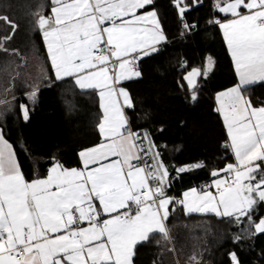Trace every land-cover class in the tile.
<instances>
[{"label": "snow or ice", "instance_id": "snow-or-ice-1", "mask_svg": "<svg viewBox=\"0 0 264 264\" xmlns=\"http://www.w3.org/2000/svg\"><path fill=\"white\" fill-rule=\"evenodd\" d=\"M153 2L50 0L51 13L36 14L33 24L56 78L73 77L81 90L98 91L102 141L79 153L81 169L57 162L46 177L29 182L12 146L0 136V264H133L136 246L150 235L170 238V204L182 206L186 215L214 213L237 224L246 218L253 234L264 233V216L257 221L253 215L264 204V103L254 107L244 94L248 86L264 81V0H217L216 9L231 18L214 23L239 78L237 86L217 96L229 138L225 148L234 162L213 170L217 179L199 191L183 192L182 199L168 195V169L150 140L144 146L147 134L141 138L127 126L124 108L132 107L131 98L117 87L139 77L136 62L166 40L156 11L147 10ZM174 6L183 20L188 6L184 0H175ZM0 19L14 34L16 25L8 17ZM9 39H0V50L7 51L3 44ZM212 64L209 57L203 74ZM200 75L201 69L193 68L184 77L193 100ZM21 108L27 119V108ZM150 153L151 164L145 160ZM230 259L239 264L235 253Z\"/></svg>", "mask_w": 264, "mask_h": 264}, {"label": "trees", "instance_id": "trees-1", "mask_svg": "<svg viewBox=\"0 0 264 264\" xmlns=\"http://www.w3.org/2000/svg\"><path fill=\"white\" fill-rule=\"evenodd\" d=\"M184 3L188 10L182 20L175 0H154L148 9L157 11L166 41L143 57L139 77L123 83L132 102L127 107L131 125L141 138L147 134L146 147L149 140L155 145L153 153L159 152L169 172L168 194L178 195L212 179L213 170L233 163L232 153L223 146L227 130L217 111V95L237 84L222 30L214 23L226 18L216 9V0ZM51 7L50 0H0V17L16 25L13 34L12 27L0 19V39L11 36L3 44L7 51L0 50V128L27 177L44 176L55 162L78 166L79 153L101 140L98 93L81 90L71 78L57 80L42 34L34 27L36 14L47 16ZM209 55L215 66L205 76ZM192 68L201 69L196 100L184 79ZM33 91L35 97L30 99ZM245 96L253 106H261L264 84L247 87ZM21 105L29 112L27 122ZM201 162V168L177 172ZM173 208L166 221L172 239L150 235L136 246L133 264H180L178 258L182 264H232L230 253L236 254L239 264H264V233L253 234L246 218L237 224L215 214L186 215L178 204ZM263 214L260 205L254 219L258 221Z\"/></svg>", "mask_w": 264, "mask_h": 264}, {"label": "crops", "instance_id": "crops-1", "mask_svg": "<svg viewBox=\"0 0 264 264\" xmlns=\"http://www.w3.org/2000/svg\"><path fill=\"white\" fill-rule=\"evenodd\" d=\"M147 10H152V9H147ZM141 11H143V10H141ZM156 11V10H155ZM156 13H157V11H156ZM223 15H225L224 13H222ZM226 16V15H225ZM157 18H158V20H159V25H160V28L162 29V27H161V22H160V18H159V15H158V13H157ZM226 18H231L230 16H227ZM226 18H224V19H220L221 21H224ZM163 31V30H162ZM223 33V32H222ZM163 34H164V32H163ZM164 36H165V34H164ZM224 37V36H223ZM166 40H164V41H162L161 42V44H163L164 42H165ZM226 42V41H225ZM160 44V45H161ZM227 44V43H226ZM159 46V45H158ZM230 53V52H229ZM231 55V54H230ZM232 58V57H231ZM233 61V60H232ZM233 65H234V62H233ZM214 66H215V61H214V65H213V68H211V73H212V71L214 70ZM235 68V67H234ZM236 72V71H235ZM210 73V72H209ZM208 73V74H209ZM210 73V74H211ZM209 74V75H210ZM208 75V76H209ZM236 75H237V73H236ZM206 76V75H205ZM199 77V76H198ZM198 77H197V79H198ZM73 79L74 80V78L73 77H65V78H63V79H59V81H62V80H65V79ZM58 80V79H57ZM126 80H123V81H121L118 85H117V87H122V88H124L123 87V83L125 82ZM196 83H197V81H196ZM238 83H239V78H238V75H237V84L235 85V86H237L238 85ZM264 84V81H258V82H256L255 84ZM255 84H253V85H255ZM235 86H233V87H235ZM252 86V85H251ZM233 87H230V88H227V89H225V90H222V91H220L219 93H218V95L220 94V93H223V92H226L227 90H229V89H231V88H233ZM249 87V86H248ZM126 91H127V89L126 88H124ZM97 93H98V91H96ZM127 93H128V91H127ZM129 94V93H128ZM245 94V93H244ZM217 95V96H218ZM130 96V95H129ZM98 98H99V95H98ZM122 99V98H121ZM99 105H100V99H99ZM254 107H259V106H254ZM27 108V107H26ZM219 108V101L217 100V109ZM100 109H101V107H100ZM220 114H221V116H222V118H223V114L221 113V112H219ZM101 114H102V116H101V120H102V117H103V111H102V109H101ZM124 114H125V117H126V119H127V126L129 127V125H131V122H130V119H129V115H128V113H127V107H125L124 108ZM29 112H28V118L27 119H25L24 118V120H25V122H27L28 120H29ZM101 120H100V122H101ZM132 126V125H131ZM100 133V132H99ZM101 135V134H100ZM0 136H2L3 137V140L4 141H6L8 144H10L11 145V143L6 139V137L4 136V133H3V130L0 128ZM227 140H229V138H228V135H227ZM101 141H102V136H101V140L99 141V143H97L96 145H98V144H100L101 143ZM95 145V146H96ZM12 146V145H11ZM92 147H94V146H92ZM92 147H90V148H92ZM88 149V148H87ZM85 150V149H84ZM12 151L14 152V154H15V159L17 160V162H18V164H19V161H18V159H17V156H16V153H15V150H14V148H13V146H12ZM231 152V151H230ZM233 155V154H232ZM151 156V155H150ZM234 158V157H233ZM111 159H116V157H112ZM81 160V159H80ZM107 162V161H106ZM234 162V161H233ZM55 163H57V162H55ZM55 163H53L52 165H50V167H49V169L50 168H52L53 167V165L55 164ZM151 163H152V161H151ZM59 164H61L64 168H67V169H72V168H76V169H81L82 168V160H81V162H80V165H78V166H74V167H68V166H65L64 164H62V163H60L59 162ZM19 167H20V169H21V166H20V164H19ZM49 169L47 170V173L44 175V176H39V175H35L34 177H27V175H25V173L23 172V170L21 169V171H22V173H23V175H24V177H25V179L27 180V181H32L33 179H36V178H44V177H46L47 175H48V172H49ZM220 175L221 176H223L224 175V173L223 172H221L220 173ZM214 179H217V177H213L212 178V180H211V183H212V181L214 180ZM192 188H196V187H189V188H186V189H184V190H182V192H181V194L179 195V197L182 199L183 198V196H182V194H183V192H185V191H188V190H190V189H192ZM198 191L200 190V189H198V188H196ZM212 191L213 192H215V189L213 188L212 189ZM172 208H173V204H170L169 205V210H170V213L172 212ZM262 208H264V204H262ZM192 214V213H191ZM193 214H214V213H193ZM171 215V214H170ZM262 216H264V214L262 215ZM167 225V224H166ZM87 226V224L86 225H84L83 227H86ZM135 251V250H134ZM133 258H134V256H133ZM132 258V259H133Z\"/></svg>", "mask_w": 264, "mask_h": 264}, {"label": "built area", "instance_id": "built-area-1", "mask_svg": "<svg viewBox=\"0 0 264 264\" xmlns=\"http://www.w3.org/2000/svg\"><path fill=\"white\" fill-rule=\"evenodd\" d=\"M142 59H143V57H142L141 59H139V60L136 62V63H137V68H136V70L139 68V66H140V62H141ZM112 63H115V61H113ZM129 128L131 129V131H133L134 133H137V134L140 136V134H139L137 131H135L131 125H129ZM140 137H141V136H140ZM226 142H228V140H226V141L224 142V144H223L224 147H225ZM144 146L146 147L145 144H144ZM229 151H230V150H229ZM150 157H151L150 154H149L148 156L145 157V160H146L149 164H151V159H150ZM211 180H212V179H207V180L200 181V182H198V183L195 185V187L198 188V189H201L202 186H206V185L211 184ZM168 195H170V196H172V197H174V198H176V199H181V198L179 197V195L176 194L175 192L169 193ZM86 224H87V223L85 222V223L82 224L81 226H84V225H86Z\"/></svg>", "mask_w": 264, "mask_h": 264}, {"label": "rangeland", "instance_id": "rangeland-1", "mask_svg": "<svg viewBox=\"0 0 264 264\" xmlns=\"http://www.w3.org/2000/svg\"><path fill=\"white\" fill-rule=\"evenodd\" d=\"M216 3H217V0H216ZM209 57H211V59H212V62H213V64H212V68H213L214 61H215V60H214V58H213L212 56H210V55L207 56V58H206L205 67H206V64H207V61H208V58H209ZM192 69H193V68H192ZM192 69H191V70H192ZM204 69H205V68H204ZM191 70H190L189 72H191ZM189 72H188V73H189ZM209 72L211 73V70L207 72L206 76H208V75L210 74ZM188 73H187V74H188ZM203 73H204V71H203ZM208 73H209V74H208ZM54 75H55V72H54ZM204 75H205V74H204ZM55 77H56V75H55ZM196 81H197V78H196ZM169 237H170L169 239H172V238H171V233H169ZM170 243H171V246L174 248L175 246H174V244L172 243V241H171ZM173 252H174V255L177 256V258L180 256V255L177 253V251H175L174 249H173ZM178 260H179V261H178ZM178 260H177V261H178L180 264H182L183 261L181 260V258H178ZM184 262H185V261H184ZM188 262H189V261H188ZM194 262H195V261H194ZM195 263H196V262H195ZM195 263H194V264H195ZM186 264H190V263H186Z\"/></svg>", "mask_w": 264, "mask_h": 264}]
</instances>
